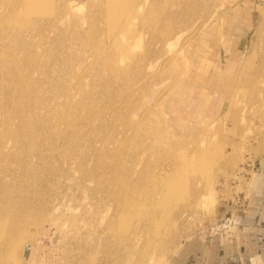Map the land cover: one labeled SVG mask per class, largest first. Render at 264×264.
Listing matches in <instances>:
<instances>
[{"label": "rangeland", "instance_id": "rangeland-1", "mask_svg": "<svg viewBox=\"0 0 264 264\" xmlns=\"http://www.w3.org/2000/svg\"><path fill=\"white\" fill-rule=\"evenodd\" d=\"M262 193L264 0H0V264H176Z\"/></svg>", "mask_w": 264, "mask_h": 264}, {"label": "crops", "instance_id": "crops-1", "mask_svg": "<svg viewBox=\"0 0 264 264\" xmlns=\"http://www.w3.org/2000/svg\"><path fill=\"white\" fill-rule=\"evenodd\" d=\"M239 219L226 235L187 242L176 264H264V193L259 200L251 198L247 214Z\"/></svg>", "mask_w": 264, "mask_h": 264}, {"label": "built area", "instance_id": "built-area-1", "mask_svg": "<svg viewBox=\"0 0 264 264\" xmlns=\"http://www.w3.org/2000/svg\"><path fill=\"white\" fill-rule=\"evenodd\" d=\"M226 221L229 223V222H231V219L228 218V219H226Z\"/></svg>", "mask_w": 264, "mask_h": 264}]
</instances>
